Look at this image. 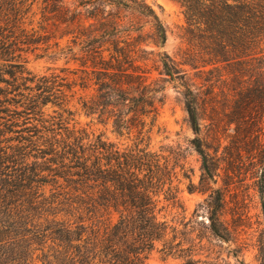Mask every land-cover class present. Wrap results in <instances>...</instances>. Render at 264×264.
<instances>
[{
  "label": "trees",
  "instance_id": "16d2710c",
  "mask_svg": "<svg viewBox=\"0 0 264 264\" xmlns=\"http://www.w3.org/2000/svg\"><path fill=\"white\" fill-rule=\"evenodd\" d=\"M178 1L186 46L178 64L163 57V70L181 80L194 131L220 82L248 84L240 117L259 118L264 0ZM147 23L166 39L145 0H0V264H148L157 249L182 264H229L210 252L215 239H230L224 191L206 188L195 213L207 221L186 220L182 178L190 192L198 188L183 148L151 146L164 87L143 68ZM30 53L80 67L34 73ZM99 124L126 141L93 128ZM191 146L201 157L200 183L215 181L218 150L199 136ZM260 170L264 214V164ZM175 208L181 212L170 218Z\"/></svg>",
  "mask_w": 264,
  "mask_h": 264
},
{
  "label": "rangeland",
  "instance_id": "374dc122",
  "mask_svg": "<svg viewBox=\"0 0 264 264\" xmlns=\"http://www.w3.org/2000/svg\"><path fill=\"white\" fill-rule=\"evenodd\" d=\"M145 1L155 9L166 31V39L162 41L152 35L151 23L145 26L148 53L143 68L150 80H160L164 87V104L161 105L157 126L152 133L151 146L156 148L162 144H176L183 148L186 166L191 169V178L198 188L190 192L187 179L182 178L180 195L186 210V220L195 215L194 218L198 221L207 218L202 211L195 213L196 208L210 193L211 189L206 188L213 187L224 191L226 206L222 219L230 231V239H215L210 244L211 256L219 255L229 264H263L264 214L258 174L261 173L260 166L264 164V113L259 118L247 120L246 123L242 121L239 108L245 94L240 92L249 85L220 82L216 85L214 106L207 104V108L201 112V132L197 134L184 107L181 80L169 79L163 70V57L168 55L178 64L181 60V49L186 46L183 37L186 26L184 8L178 0ZM35 52L40 53L41 50ZM26 65L29 70L41 74L49 68H77L80 67V61L67 62L64 56L57 60L50 56L37 58L36 53H30ZM189 72L191 76L194 74V71ZM77 118L83 124L89 121L84 115ZM159 126L162 128L161 132H157ZM93 128L106 131V135L113 141L121 144L126 141L117 136L111 126L105 128L99 124L93 125ZM196 136L204 139L210 152L218 150L219 169L215 181L207 182L206 185L200 183L201 157L191 146V140ZM200 188L206 191H200ZM179 212L181 209L175 208L169 217L174 218ZM196 226L200 228L202 224ZM147 263L182 264V261L172 256L166 257L157 249L149 255Z\"/></svg>",
  "mask_w": 264,
  "mask_h": 264
}]
</instances>
